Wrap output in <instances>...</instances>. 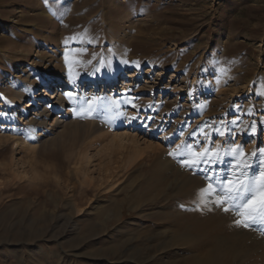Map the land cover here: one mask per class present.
Instances as JSON below:
<instances>
[{
	"label": "rangeland",
	"instance_id": "374dc122",
	"mask_svg": "<svg viewBox=\"0 0 264 264\" xmlns=\"http://www.w3.org/2000/svg\"><path fill=\"white\" fill-rule=\"evenodd\" d=\"M62 75L35 138L17 118ZM4 97L0 264H264L235 223L264 192V0H0Z\"/></svg>",
	"mask_w": 264,
	"mask_h": 264
},
{
	"label": "bare ground",
	"instance_id": "6f19581e",
	"mask_svg": "<svg viewBox=\"0 0 264 264\" xmlns=\"http://www.w3.org/2000/svg\"><path fill=\"white\" fill-rule=\"evenodd\" d=\"M70 81H68L65 76H63V75L60 76L59 82L55 86V87H57V89H55V90H57V92H55L54 87H52L50 85V88H53L52 92L48 91L46 89H42L41 91H39L38 93H36L34 95V97L36 98L35 102H36L38 108H37V110L32 111L33 116L31 118L29 116L27 117L24 115H26L28 108L34 106L33 105L34 101H32V100L29 101L28 104L26 105V107L22 110L24 117L22 119L16 117L18 119V121H21V120L23 121V120L28 119L25 121V125L28 126L27 129L30 130V133L31 132L33 133L35 138H38L39 136L44 137V136H46L45 134L49 135L52 133L54 127H60L62 124L65 123V119L68 116L67 115L68 111L66 112V110H64V107H65V105H67L69 103V98L67 97L68 95L66 94V91H65L67 89L66 85L70 86L69 88H73V89L74 88L76 89V87H77V84H74ZM116 81H117L116 75H112L110 80H109V83L107 85H103V87H104L103 91L104 92L112 91L113 89L110 88V86L112 84L115 85L118 82V81L117 82ZM96 83H98V82L94 81V83H93L94 90H96ZM130 85L131 84H129L128 86H130ZM9 105H10L9 102L7 101V99L5 97L3 99H0V108H8ZM56 109H58L60 111V113L56 114V112H55ZM52 116L55 117L53 120L55 125H53V123H51V125L53 127L48 128V124L50 125L49 120ZM32 133H31V135H32ZM222 191L225 194L226 193L230 194L228 191H225V190H222ZM256 222H259V221H256ZM256 222H254V223H256ZM251 223H252V221H248V224H251ZM257 225H260V224H257ZM252 226H254V225H252ZM241 231H242L241 234L237 238H235V240L231 241L230 245L228 246V248L232 250L231 253L230 252H228V253H230V254L233 253L234 255L236 254L234 257H237V258L239 255H242V258L244 257L243 255H246L245 251L247 250L246 248L249 245V238H253L254 235L258 236L256 233H254L253 231H250V230L242 229ZM263 240H264V238H263ZM256 245H258V244H256ZM223 246H224V244H223ZM210 263H211L210 258H206L205 264H210Z\"/></svg>",
	"mask_w": 264,
	"mask_h": 264
},
{
	"label": "snow or ice",
	"instance_id": "6c2138e0",
	"mask_svg": "<svg viewBox=\"0 0 264 264\" xmlns=\"http://www.w3.org/2000/svg\"><path fill=\"white\" fill-rule=\"evenodd\" d=\"M196 155H200L199 153H196ZM184 163L188 166H195L198 163H200V161L198 160H188V161H184ZM262 175H264V173H262ZM229 185L232 184V181H228ZM211 187V185L209 186ZM229 193H231L233 191L232 188H229L227 190ZM235 192L237 194V196L241 195V191L240 189H235ZM229 198H232L231 196ZM224 203L223 200H218L217 204L222 205ZM233 207H238V205L235 203H233ZM246 211L243 212H239L238 214L242 217V219L236 220L235 223L237 225H242L244 227L248 226V221H259L261 223H264V192H262L259 197L254 198V199H250L248 200L247 204L244 206ZM257 209H259V211L257 212ZM225 212H228L230 209L229 207H224L223 209ZM256 212V215H252V213Z\"/></svg>",
	"mask_w": 264,
	"mask_h": 264
}]
</instances>
